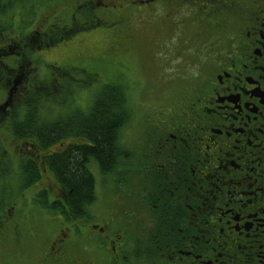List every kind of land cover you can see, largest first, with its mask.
<instances>
[{
  "label": "flooded vegetation",
  "instance_id": "af4514ba",
  "mask_svg": "<svg viewBox=\"0 0 264 264\" xmlns=\"http://www.w3.org/2000/svg\"><path fill=\"white\" fill-rule=\"evenodd\" d=\"M185 4L211 47L191 81L194 98L172 103L163 96L149 110L152 151L141 153V141L152 136L143 135L122 153L117 180L126 215L102 220V227L46 217L51 238L36 233L38 246L26 232L27 257L54 264L67 257L78 264H264V0H179ZM26 223L12 225L18 241Z\"/></svg>",
  "mask_w": 264,
  "mask_h": 264
},
{
  "label": "rangeland",
  "instance_id": "374dc122",
  "mask_svg": "<svg viewBox=\"0 0 264 264\" xmlns=\"http://www.w3.org/2000/svg\"><path fill=\"white\" fill-rule=\"evenodd\" d=\"M54 1L56 0H29L30 6L24 8L14 6L12 9H9L7 14H11L9 18L13 17V26L9 27L8 34L4 31L0 35L3 38L5 36L4 40L0 41V47L3 43L11 42L15 37H20L18 41H22L34 25V22L43 13V8L49 6ZM68 1L74 2L76 0ZM21 4L25 5L27 3ZM36 4H38L37 8L35 7ZM62 4L63 1L60 0L54 6L62 7ZM70 4L72 5V3ZM150 6L152 4L143 5V7ZM73 14H76V20L80 16V12L77 9L71 11L69 15L70 22L72 21ZM3 18V16H0V20ZM152 19L154 22L145 27L143 37L137 40L124 37L129 33L125 23H115V20L109 19L106 22L101 21L100 24L85 31L79 30L69 37H62L61 41L53 46V48L44 50L46 55L42 54V52L37 53L39 56L42 55V72L49 73L55 68L68 71L67 75L58 76L59 81L66 85L58 91L51 92L49 99L42 100V102H48L38 103V108L41 112L38 111L39 117L44 120L63 117L71 114L76 109L86 114L90 111L95 94L105 84L121 86L125 90L128 104H131L135 109L142 106L148 100L149 93L154 91L156 79L162 75V66L166 58L164 46L168 41L162 31V22L165 21V17L160 13L153 15ZM58 26L50 22V19H43L41 22V27H44L43 31H49L53 27L58 28ZM18 32L19 34L17 35ZM174 35L177 39L184 37L183 32L179 28L174 29ZM188 36L191 38L192 45L196 46L197 38L191 31L188 32ZM19 58V56H12L11 60L6 61L4 59V61L12 62V60H18ZM50 58L55 61L48 64L49 61L47 59ZM35 66L38 68L37 60L35 61ZM38 71L40 73L35 78L39 77L42 80L41 71L39 69ZM181 71L180 69L178 74ZM34 75L35 73L32 74V76ZM38 83H40L39 80ZM48 84H51V82H48ZM25 86L27 87V85ZM26 91L27 89L24 88L21 90V93H25ZM72 91H76V95H71ZM3 96L4 89L0 87V100ZM21 97H23V94ZM22 112L23 108L18 114ZM17 118L20 119L19 116ZM10 130L9 128L8 130L5 129L4 123L0 124V145L4 148L8 161L11 160L10 168H14L18 162L16 161V155L11 158V154H13L14 148L19 146V143L11 138H14V136ZM19 157L27 159V156H21L20 154ZM29 160L34 161L33 158H29ZM89 169L97 182V177L99 176L97 165H89ZM104 179L99 188L97 187L100 206L106 213L111 214V218L126 215L128 206L122 198L111 197L103 193L107 185ZM50 180L49 174L44 173L43 180L34 189L48 186ZM13 181L15 179L11 177L5 178V184L2 183V186L0 185V202H3L5 205L7 204L3 206L0 203V221L7 224L5 230L0 235V261L6 260L7 264H54L51 260H45L37 256L23 257L17 251L14 254V260H8L14 248L13 237H11L12 232L8 223L21 225V223L27 222L25 230L33 240L34 238L36 239L34 241L38 246H41L43 241L41 237L36 236V233L49 239L51 238L40 223V213L32 210L22 211L25 202L30 196L29 193L23 192L17 196L19 187ZM118 192L120 193V190ZM11 207H14L15 211L17 210L15 215ZM94 207L95 205L91 208L94 209ZM4 208V213H2L1 211ZM5 211L6 215L11 212L13 215H10V218L5 217ZM41 216L44 224V217L42 214ZM93 221L95 220L93 219ZM116 229H120V227H116ZM131 251L125 252L129 258L132 257L130 255ZM75 260L76 258L67 257L63 264H78L74 262Z\"/></svg>",
  "mask_w": 264,
  "mask_h": 264
},
{
  "label": "trees",
  "instance_id": "16d2710c",
  "mask_svg": "<svg viewBox=\"0 0 264 264\" xmlns=\"http://www.w3.org/2000/svg\"><path fill=\"white\" fill-rule=\"evenodd\" d=\"M4 1L11 5L12 0ZM6 70L1 61L0 79L3 75L8 76ZM1 84L0 81V87ZM36 100L35 96L25 98L23 103L16 100L17 106L24 105L27 113L22 121L12 120V132L19 138L36 137V142L42 145H45L47 140H50L51 145L67 137L77 142L82 141L70 145L71 147L60 153H53L47 165L57 185L66 190L65 195L72 207L70 211L74 212V215H79L92 198L90 194L93 182L87 170V163L93 160L100 170L108 171L113 161L120 155L118 134L128 114L125 91L119 85L107 84L95 95L87 115L74 111L52 123L38 122ZM3 119L4 115H1L0 123ZM2 154L3 151L0 149V157ZM37 180V173L33 169L22 177L21 182L28 186Z\"/></svg>",
  "mask_w": 264,
  "mask_h": 264
},
{
  "label": "water",
  "instance_id": "95a60500",
  "mask_svg": "<svg viewBox=\"0 0 264 264\" xmlns=\"http://www.w3.org/2000/svg\"><path fill=\"white\" fill-rule=\"evenodd\" d=\"M6 105H8V103H6V104L4 105V107H5ZM4 107H3V108H4Z\"/></svg>",
  "mask_w": 264,
  "mask_h": 264
}]
</instances>
